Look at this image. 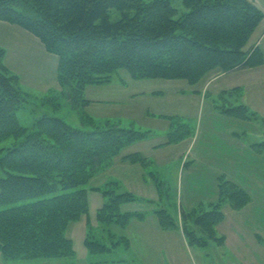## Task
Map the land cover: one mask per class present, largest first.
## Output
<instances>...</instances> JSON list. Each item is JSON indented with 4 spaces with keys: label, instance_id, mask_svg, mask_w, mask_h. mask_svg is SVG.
<instances>
[{
    "label": "trees",
    "instance_id": "16d2710c",
    "mask_svg": "<svg viewBox=\"0 0 264 264\" xmlns=\"http://www.w3.org/2000/svg\"><path fill=\"white\" fill-rule=\"evenodd\" d=\"M183 4L185 10L172 0H0V20L33 33L59 57L62 95L70 96L75 105L89 101L87 86L112 81L119 69L134 79H182L196 85L212 70L264 64L263 47L249 45L264 19L254 1L183 0ZM6 52L0 45V145L9 141L0 147V252L8 260L74 255L66 231L89 210L90 180L124 148L147 139L150 131L121 121L97 122L83 113L84 126L48 113L23 124L18 113L29 98L20 77L6 66ZM243 96V87L236 86L210 102L228 118L258 120L257 112L240 101ZM165 117L171 121L168 144L196 135V124L190 120ZM250 148L264 155V140ZM126 158L147 164L140 152ZM115 184L92 188L102 190L106 198L98 210L105 225H125L143 215L121 211L134 197L131 191H117ZM251 200L245 187L223 174L216 200L181 213L189 243L206 246L214 240L223 245L225 238L216 226L225 217L224 206L239 210ZM171 212L167 207L155 211L163 229L180 226ZM190 219L195 229L188 227ZM86 240L93 252L110 249L98 240Z\"/></svg>",
    "mask_w": 264,
    "mask_h": 264
},
{
    "label": "rangeland",
    "instance_id": "374dc122",
    "mask_svg": "<svg viewBox=\"0 0 264 264\" xmlns=\"http://www.w3.org/2000/svg\"><path fill=\"white\" fill-rule=\"evenodd\" d=\"M172 1L177 8L186 9L183 0ZM2 23L6 26H1ZM254 44L259 46L262 44L264 49V39L253 40L249 45L251 47ZM0 45L7 51L4 60L6 66L12 74L20 77L19 84L29 98V103L18 113L23 124L30 123L35 116L48 113L65 118L73 126H84L81 118L83 113L97 122L121 121L124 126L130 127L132 124L137 128L150 131L147 139L124 148L110 166L99 171L90 180L87 187L89 210L82 214L80 219L73 221L66 231L67 237L73 241L74 255L39 257L33 260L23 258L8 260L0 252V258H2L0 264H152L148 249L143 251L141 245L144 237L149 236L144 235L142 231H145L152 223V219L147 216L155 214L162 230H178L185 234L183 227H186L184 224L186 222H183L185 218L181 215L183 209L201 205L204 208L214 198L213 186L215 187L219 177L224 173L226 177L233 176L231 166L224 164V154L218 153L217 149L213 151L216 158L205 159L204 156L199 157L198 160V157H195L196 152L205 151L202 147L207 145L204 128L208 120L205 119L204 122V116L207 115L208 109H204L203 106L199 107L198 98L200 96L184 95L189 86L186 80L136 79L139 82L131 84L132 87L141 88L144 92L139 93L134 100L121 103L107 101L103 104L101 101L88 99L90 96L112 99L113 97L105 90V86L113 81L126 82L132 77L127 70L119 69L113 75L112 81L92 85L85 91V97L89 100L86 105H75L70 96L62 95L63 88L60 85L57 71L59 57L49 52L37 36L21 26L0 20ZM252 68L236 74H227L224 77H222L223 71L212 70L203 78V83L208 82L219 72L222 77L219 78V84L226 87L231 86L229 89L242 86L244 96L240 98V101L260 116L258 120L256 119L257 121L250 124L246 122L245 129L254 131L248 130L251 137L258 136L260 137L258 140H263L264 66ZM197 87L201 88V86ZM160 92L164 93V96ZM167 114L180 115L193 124L195 123L196 136L180 143L168 144L171 121L165 117ZM239 133L244 134L245 141L250 140L243 130ZM227 141L232 143L234 140L228 139ZM7 143L9 141L1 144L0 147ZM168 145L171 147H167ZM159 151H161V156H159ZM134 152H140L147 157L145 166L126 158V155ZM199 170L205 176L195 174L199 173ZM111 181L116 183L114 188L117 191L128 190L133 194L134 200L124 203L121 211L137 212L143 214L142 216L132 217L125 225L115 222L105 225L99 221L98 210L104 205L106 198L102 190L92 188H104ZM225 206H229L228 209H234L230 204ZM161 207L170 208L176 215L180 224L177 229L162 228L155 213ZM141 221L145 225L142 228L137 226L141 224ZM190 221L192 219L187 220V223L192 225ZM190 225L188 227L195 229V226ZM185 237H187L186 234ZM87 238L98 240L110 249L93 252L86 244ZM172 241L180 264H240L234 263L231 260V253L225 251L217 241L212 240L206 246L188 242L191 247L186 244L188 237L186 242L182 236H175ZM250 264L257 263L251 262Z\"/></svg>",
    "mask_w": 264,
    "mask_h": 264
},
{
    "label": "crops",
    "instance_id": "0c3cea01",
    "mask_svg": "<svg viewBox=\"0 0 264 264\" xmlns=\"http://www.w3.org/2000/svg\"><path fill=\"white\" fill-rule=\"evenodd\" d=\"M264 11V0H252ZM2 22V21H1ZM4 22V21H3ZM1 26H6L4 23ZM255 38V39H254ZM256 39H264V19L259 27L254 32L250 42ZM2 46V45H1ZM262 46V44H261ZM7 55V52H6ZM264 66V64H263ZM253 69V68H251ZM249 69H234V71H228L222 73V77L227 74H236L237 72L247 71ZM219 72L215 74L208 82L203 83L201 80L196 85L187 86V93L184 95L200 96L198 98L199 107L203 106L204 109L208 108L207 115L204 116V122L206 121L205 132L206 133V146L202 147L205 151H197L195 157H204L205 159L214 158L213 151L223 153L225 156L224 164L230 165L233 176L227 177L243 187H245L252 195V200L241 210L228 209L225 206L224 219L217 226V233L219 236L225 238L224 244L221 245L225 251L231 253V260L234 263L250 264L251 262L257 264L264 263V155H256L251 151L250 145L258 140L260 137H251L248 134V130L245 129V123H252L248 121H240L232 118H228L220 114L213 108L214 104L210 102V98L216 97L217 94L224 90L229 89L231 86H224L219 84V78H222ZM145 80V79H143ZM136 79L130 78L129 81H113L105 86V90L113 97L112 99L100 98L98 96H90L88 99L101 101L103 104L108 102H123L134 100L139 93H143L141 88H133L131 84H138ZM203 84V85H201ZM92 86L89 85L86 88ZM201 86V88L197 87ZM217 86L216 88H214ZM233 87V86H232ZM236 87V86H235ZM133 88V89H132ZM182 93V92H181ZM164 96V93H161ZM251 108V107H250ZM256 112V111H255ZM169 115V114H167ZM257 121V120H255ZM240 130H243L250 140L245 141L244 134H240ZM252 131V130H251ZM257 132V130L255 129ZM254 132V131H252ZM196 136V135H195ZM194 136V137H195ZM226 136V138H225ZM228 139H232V143H228ZM264 140V139H263ZM236 141V142H235ZM167 147H171L168 145ZM161 150V149H159ZM163 150V149H162ZM161 156V151H159ZM216 158V157H215ZM223 164V165H224ZM197 175L205 176L201 174V170ZM225 174V173H224ZM226 175V174H225ZM227 176V175H226ZM216 177V176H215ZM201 178V177H197ZM259 185V186H258ZM213 200L218 197V182L216 181L215 187L213 186ZM155 197V196H153ZM211 200V201H213ZM209 203V202H208ZM194 206V204H193ZM152 219L150 227L144 232L142 241L143 251L148 249L149 259L152 264H180L177 254L174 250V242L172 241L175 236H182L187 241L184 233L178 230H162L157 223L155 214L148 215ZM141 224H137L139 227L145 226L143 221ZM131 225V224H130ZM147 226V225H146ZM135 227V226H134ZM186 242L188 246L190 244ZM155 248H152L154 247ZM191 247V246H190ZM152 249V250H151ZM152 254V255H151ZM2 259V258H0ZM159 259V260H158Z\"/></svg>",
    "mask_w": 264,
    "mask_h": 264
}]
</instances>
